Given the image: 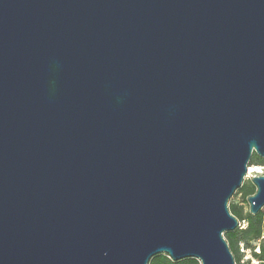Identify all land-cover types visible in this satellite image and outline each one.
Listing matches in <instances>:
<instances>
[{
    "label": "water",
    "instance_id": "water-1",
    "mask_svg": "<svg viewBox=\"0 0 264 264\" xmlns=\"http://www.w3.org/2000/svg\"><path fill=\"white\" fill-rule=\"evenodd\" d=\"M254 152L264 0H0V264H237Z\"/></svg>",
    "mask_w": 264,
    "mask_h": 264
},
{
    "label": "trees",
    "instance_id": "trees-1",
    "mask_svg": "<svg viewBox=\"0 0 264 264\" xmlns=\"http://www.w3.org/2000/svg\"><path fill=\"white\" fill-rule=\"evenodd\" d=\"M259 159V160H256ZM249 165H264V157L259 156L257 153H253ZM240 192L248 201V197L256 192V186L250 180V184H243L240 188ZM230 211L234 214L240 222L238 228L233 231L225 232L230 248L235 256L237 264H242L243 253L240 251V244L243 243L246 248L252 246V256L259 261L260 264H264V207L257 214L250 212V206L248 210H244L242 205L236 203L229 204ZM242 221L246 222V226L242 227ZM257 242L258 249L251 245V242ZM149 264H201L195 257L183 258L181 260H173L166 253H159L154 255Z\"/></svg>",
    "mask_w": 264,
    "mask_h": 264
},
{
    "label": "rangeland",
    "instance_id": "rangeland-1",
    "mask_svg": "<svg viewBox=\"0 0 264 264\" xmlns=\"http://www.w3.org/2000/svg\"><path fill=\"white\" fill-rule=\"evenodd\" d=\"M259 160V159H256ZM250 180L249 178H245L243 184H250ZM230 203H236L238 205H242L244 207V210H248L249 209V202L247 201V199L244 197V195L240 192V190H236L235 193L231 196L230 200H229V204ZM246 226V222L242 221V227ZM251 245L256 247V250L258 249L257 246V242H251ZM242 249V251H241ZM240 251L243 253L242 256V264H260L259 262L257 263L256 260L253 256H252V246L246 248L244 244H240Z\"/></svg>",
    "mask_w": 264,
    "mask_h": 264
},
{
    "label": "built area",
    "instance_id": "built-area-1",
    "mask_svg": "<svg viewBox=\"0 0 264 264\" xmlns=\"http://www.w3.org/2000/svg\"><path fill=\"white\" fill-rule=\"evenodd\" d=\"M260 175H264V165H249L248 166L246 178H249L252 180L254 176H260ZM256 262L258 263L259 261H256Z\"/></svg>",
    "mask_w": 264,
    "mask_h": 264
}]
</instances>
